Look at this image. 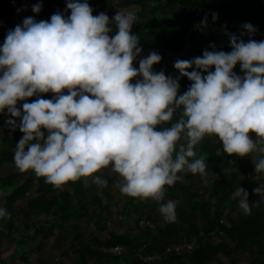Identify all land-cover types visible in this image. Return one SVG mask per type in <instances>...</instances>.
<instances>
[{"label": "clouds", "instance_id": "obj_1", "mask_svg": "<svg viewBox=\"0 0 264 264\" xmlns=\"http://www.w3.org/2000/svg\"><path fill=\"white\" fill-rule=\"evenodd\" d=\"M41 7L34 4L32 11ZM66 7L70 15L56 12L48 21L25 17L0 44V114L6 109L19 118L7 124L23 133L13 154L20 172L32 170L56 188L88 177L106 186L93 174L111 165L122 178V194L160 202L165 186L182 178L179 172L205 174V158H197L194 146L215 135L229 156L258 153L254 170L264 174V40L250 38L257 31L252 24L242 26L247 42L230 35V52L204 50L191 60L177 59L173 67L192 81L178 95V77L153 70L158 53L149 52L133 67L141 52L131 32L134 12L118 10L110 20L104 12L92 15L88 0H66ZM206 23L205 17L194 27ZM112 24L117 31L110 37ZM237 63L243 76L233 71ZM49 92L54 99L40 98ZM177 112L170 126L155 129ZM252 191L260 194L264 187ZM232 196L249 214L248 192L239 186ZM159 212L166 222L176 219L171 201L161 203ZM7 216L0 207V218Z\"/></svg>", "mask_w": 264, "mask_h": 264}, {"label": "trees", "instance_id": "obj_2", "mask_svg": "<svg viewBox=\"0 0 264 264\" xmlns=\"http://www.w3.org/2000/svg\"><path fill=\"white\" fill-rule=\"evenodd\" d=\"M37 3L42 5L36 15L37 21H48L56 12L70 15L66 0H0V44L4 42L9 30L22 24L23 19L29 16L27 11ZM112 3L113 0H88L94 16L101 12L112 14ZM14 6L26 9V15L15 18L12 11ZM116 7H136L141 16L131 28V32L138 36V46L141 48L140 54L133 61V67L138 68L139 59L147 56L149 52L158 53L161 60L153 65V70L163 71L166 76L178 77V95L185 92L192 81L173 67L177 59L191 60L202 56L204 50L230 52L228 34L233 33L245 42L249 39L243 27H239L242 22L250 23L257 29L251 39L264 40V0H120ZM212 13L217 14L214 22ZM205 17L207 23L222 27L228 34L209 25L203 29L194 28L189 34L186 53L178 56L177 54L183 52L184 37L189 28ZM110 27L113 30L109 33L111 37L117 29L114 24ZM242 32L244 34L241 36ZM210 70H214V66ZM233 71L243 76L239 63ZM62 92L67 94V89ZM53 95L50 92L42 93L40 98L49 99ZM36 98L34 95L22 103L32 102ZM16 107L19 108L18 104ZM6 113L5 109V114H0V171L4 165H15V144L23 135L18 127L13 129L7 124L10 119H15L18 124L19 118H13ZM179 115L177 112L172 121L157 125L155 129L161 130L170 126ZM41 131L47 135V130L42 128ZM213 136L215 141L205 135L194 146V151L197 158H205V171L218 174L229 169L228 176L209 181L206 186H202L201 191L200 188L194 189L183 180H178L172 186H165V194L160 202L126 195V202L122 206V221L130 231L111 234L102 239L92 236L91 242L83 241L84 235L79 222L83 219L94 232H100L106 227L105 222L100 221L102 213H109L110 208L116 207L117 203L108 184L114 181V178L99 172L106 170V167L93 174L106 180V186L94 184L91 177L80 178L68 182L71 194L66 191L58 192L56 187L46 183L44 177H37L32 170L26 171L28 175L21 182L0 177V192L6 193L0 195V200L4 201L3 207L8 213L5 225L0 227V235L8 234L13 225V213L16 212L25 218L32 213L38 214L48 224L47 226L38 221H31L16 226L17 238L13 240V253L7 258L0 256V264H11L15 255L21 252L26 239L32 237L29 233L30 227L33 234L41 233L47 228L46 235H49L54 225L70 236L71 246L74 245L71 251L77 256L74 264H213L219 253L229 258V264H238L242 259L244 264H264V209L257 194L252 193L258 181L246 175L251 153L245 157L229 156L223 151L222 142ZM182 174L187 178L192 173L182 171ZM239 186L248 192L250 212L244 216L228 217V225L223 224L220 217L224 213L238 214L241 211L239 198L232 196ZM75 196L77 199L73 201ZM168 201L175 205L176 219L173 222L163 219L159 224L156 214L160 204ZM140 222L147 225L142 227ZM191 239L192 249L165 252V249L171 246L188 244L183 241L192 243ZM215 239H218V242L214 243ZM114 246L122 248L121 254L115 255L107 251ZM146 256H158L159 259L144 262ZM54 264L64 263L58 260Z\"/></svg>", "mask_w": 264, "mask_h": 264}, {"label": "rangeland", "instance_id": "obj_3", "mask_svg": "<svg viewBox=\"0 0 264 264\" xmlns=\"http://www.w3.org/2000/svg\"><path fill=\"white\" fill-rule=\"evenodd\" d=\"M119 1L120 0H113L112 14L107 15L110 20L118 10L134 12L136 15V22H138L141 19V16L138 14V8L136 7L118 8L116 7V4ZM12 11L14 13L15 18L24 17L26 15V9L20 8L19 6H14L12 8ZM27 13L29 14L28 17H33L37 21V17H36L37 13H34L32 9L27 11ZM110 26L111 25H109V27ZM248 135L255 142V140L257 139L256 134L254 132H249ZM208 136L212 140L215 139L213 135H208ZM258 156H259L258 153H251L249 157V161L247 163L249 164V167L247 168L246 175L249 178L256 179L258 181L257 186L264 187V174L257 175V173L254 170V164L252 161L254 158H257ZM106 168H107L106 170H100L99 172L105 173L110 178H114V181L108 182V184H109L110 193L117 202L116 207L110 208L109 213H105V212L102 213L100 221L105 222L106 227L100 232H94L91 226L86 224L84 221H82L83 219H81V221L79 222V226L83 231L84 242H91L92 236L102 239L108 237L111 234L123 233L124 231L127 230L130 231V229L127 228L125 226L126 224H124V222L122 221L123 218L122 206L126 202V199L124 197L126 196V194H122L119 189V185L123 182L122 178L119 177L117 173L111 170V165H109ZM229 174H230L229 169L222 170L218 174H213L211 172L205 171V174L203 176L201 174H191L187 178L183 177L182 172L178 173V175L182 177L180 180H183L184 183H186L187 185L191 186L194 189L200 188V191L202 190L201 189L202 186L203 187L206 186V184L209 181L213 179H219L223 176H228ZM27 175L28 173L20 172L15 165H4L0 171V177H8L10 180L16 182L23 181V179ZM85 185L87 186V182H85ZM34 189L35 187H33V190ZM57 191L58 192L66 191L70 194L72 193L71 187H69L68 182L63 186H61L60 188H57ZM97 192H99V190ZM257 196L260 199L262 209H264V192L257 194ZM72 199L74 201L77 199V197L75 196ZM3 202H4L3 200H0V207L2 208H4ZM16 204H19V202H16ZM150 210L152 211V209ZM155 213H156V208H155ZM13 215H14L12 217L13 225L10 227L8 234L0 235V256L3 258H7L13 253L15 246L13 240L17 238V233L15 231L16 226L24 225L26 223H30L31 221H38L41 222V224L43 225L45 224L48 226L47 222L44 221L45 219L38 214L32 213L28 218L23 217L19 212L13 213ZM156 215L157 218L159 219L158 223L161 224L163 221L162 215L160 214L159 211L157 212ZM239 215L241 216L245 215L242 209L238 214L224 213V215H222L220 219L223 224L228 225V217L233 218ZM5 223H6L5 218H0V227L5 225ZM140 225L143 227L146 226L147 224L140 222ZM46 230L47 228H44V230H42L41 233L33 234L32 227H30L29 233L30 235H32V237H28L26 239L25 246L22 248L21 252L16 254L15 257L11 260V264H54L58 260H61L64 264L76 263L77 256L71 251V247H74V245L71 246L70 236H67L62 229L58 228L55 225L51 227V233L49 235H46ZM190 241H192V243H189V241H183V242L188 243L189 248L192 249L193 239H191ZM213 242L214 243L218 242V239H215ZM244 263L245 261H243V259L241 261H238V264H244ZM213 264H229V258L226 255L219 253L217 255V259L214 260Z\"/></svg>", "mask_w": 264, "mask_h": 264}, {"label": "water", "instance_id": "obj_4", "mask_svg": "<svg viewBox=\"0 0 264 264\" xmlns=\"http://www.w3.org/2000/svg\"><path fill=\"white\" fill-rule=\"evenodd\" d=\"M198 24H199V23H196V24H194V25H198ZM243 24H245V23L242 22V23L239 25V27L243 26ZM194 25H193L192 27H190L189 30L187 31V33H186V35H185V37H184V49H183V52L180 53V54H177L178 56H182V55H184V54L186 53V51H187V49H188V43H189V34H190V32L195 28ZM206 25H209V26H211L212 28H215V29H217V30H220V31L224 32L225 34H228V33H226V31H225L222 27H220V26L213 25V24H210V23H206ZM228 35H233V33H232V34H228ZM251 35H252V36H255L254 33H252ZM262 37H264V34L262 35ZM167 54H169V52H167ZM132 83H135V81H133ZM49 99H54V95H53L51 98H49ZM17 104H18V106H19V108H20V105L22 104V101H17Z\"/></svg>", "mask_w": 264, "mask_h": 264}, {"label": "built area", "instance_id": "obj_5", "mask_svg": "<svg viewBox=\"0 0 264 264\" xmlns=\"http://www.w3.org/2000/svg\"><path fill=\"white\" fill-rule=\"evenodd\" d=\"M185 248L186 250H189V244H182V245H177V246H171L169 248H166L165 249V252H168L170 250H173V251H180L181 249ZM108 252L112 253V254H115V255H119L121 254L122 252V248L119 247V246H114L110 249L107 250ZM155 259H159L158 256H153V257H150V256H146L144 257L143 261L144 262H149V261H153Z\"/></svg>", "mask_w": 264, "mask_h": 264}]
</instances>
